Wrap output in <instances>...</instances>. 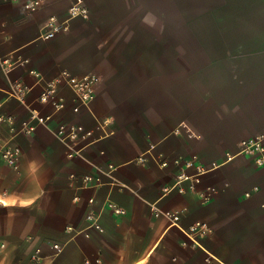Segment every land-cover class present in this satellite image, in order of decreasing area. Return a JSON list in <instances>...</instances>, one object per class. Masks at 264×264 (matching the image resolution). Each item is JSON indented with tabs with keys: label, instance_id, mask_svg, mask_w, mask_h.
Wrapping results in <instances>:
<instances>
[{
	"label": "crops",
	"instance_id": "crops-1",
	"mask_svg": "<svg viewBox=\"0 0 264 264\" xmlns=\"http://www.w3.org/2000/svg\"><path fill=\"white\" fill-rule=\"evenodd\" d=\"M27 1L0 0V112L17 124L29 118L6 92L20 82L26 104L52 114L50 128H79L71 144L80 155L68 157L42 125L13 139L17 168L0 159V264H208L203 249L224 264H264V165L237 154L242 139L264 134V0L205 1L201 53L185 55L177 40L166 48L147 40L146 24L126 34L113 17L104 21L121 11L116 0H40L35 11ZM76 1L88 18L69 15ZM50 18L61 28L44 39ZM63 70L98 78L89 106L65 85L56 91L63 109L39 103ZM191 159L209 169L195 192H164L194 171ZM165 212H178L182 228L206 222L211 232L194 245Z\"/></svg>",
	"mask_w": 264,
	"mask_h": 264
},
{
	"label": "built area",
	"instance_id": "built-area-1",
	"mask_svg": "<svg viewBox=\"0 0 264 264\" xmlns=\"http://www.w3.org/2000/svg\"><path fill=\"white\" fill-rule=\"evenodd\" d=\"M40 4V0H30L25 2L24 7L28 11H35L40 7ZM69 15L71 17H81L86 19L89 17V10L80 1H76L69 7ZM60 28L61 24L56 23L54 18H50L46 25V30L42 33V38L50 39L54 37V34ZM97 82L98 78L93 74L77 76L63 70L57 77L45 84L38 97V101L41 104L51 105L53 111H60L64 108V100L56 94V91L60 86L65 85L72 90L80 103L84 106H89L95 98V86ZM6 92L9 97L24 104L29 112V118L18 124L13 115L0 112V159L6 165L12 168H17L18 166L20 148L13 143V139L18 134L33 133L38 125L48 128L67 147L68 157L80 155V151L75 149L71 144V142L76 140L79 136L80 130L78 127L61 124L57 129L50 128L49 121L52 119V114H43L39 110L28 106L25 102L27 89L20 82H11ZM5 127L9 130L8 138H4L3 135ZM89 134L90 133L87 132L85 135ZM237 154L250 157L256 165H264V134H257L251 138L242 139L239 142V150ZM233 157L234 154L227 153L226 160L229 161ZM144 161V156L138 158V162L142 163ZM176 162H178V160ZM167 164L166 160L160 162L161 166H167ZM185 167H192L194 171L190 174L185 172L177 174L175 181L171 185L163 187L164 192L170 190H177L181 193L195 192V186L200 182V177L209 170L205 165L194 159L186 160ZM71 177L73 179L75 176L72 175ZM91 180L92 178L90 176H84L81 178L82 183L86 185L90 184ZM95 181L99 183L100 179L96 178ZM198 196L204 201H208L210 193L199 192ZM89 201L93 202V198H90ZM107 207L116 214L123 213V210L113 202H108ZM164 214L170 218L173 224L178 226L184 232L194 245H200L199 238L205 237L211 232V229L206 222H197L187 228H182L178 225V212H165ZM86 219L90 222L92 227L100 232L103 231L92 213L87 214ZM2 246L3 244H0V247ZM53 247L57 252L61 250L58 243L53 244ZM203 250L205 252V261L208 264H224L217 256L205 249ZM34 259L38 260L39 257L35 255ZM85 263H89V260H86Z\"/></svg>",
	"mask_w": 264,
	"mask_h": 264
},
{
	"label": "rangeland",
	"instance_id": "rangeland-1",
	"mask_svg": "<svg viewBox=\"0 0 264 264\" xmlns=\"http://www.w3.org/2000/svg\"><path fill=\"white\" fill-rule=\"evenodd\" d=\"M121 11L115 15L104 14L101 18L106 21L109 16L119 24L116 30L123 33H135L136 24H146L144 32L147 40L161 39L165 45H170L171 39L179 44V55L199 54L202 48L195 46V42L204 36L197 25L207 22L209 16L197 14L205 1L209 0H116ZM105 0H93L95 7L105 6ZM155 24L162 25L155 30ZM142 26V25H140ZM170 49V46H167Z\"/></svg>",
	"mask_w": 264,
	"mask_h": 264
},
{
	"label": "snow or ice",
	"instance_id": "snow-or-ice-1",
	"mask_svg": "<svg viewBox=\"0 0 264 264\" xmlns=\"http://www.w3.org/2000/svg\"><path fill=\"white\" fill-rule=\"evenodd\" d=\"M0 203H4V201L0 200Z\"/></svg>",
	"mask_w": 264,
	"mask_h": 264
}]
</instances>
